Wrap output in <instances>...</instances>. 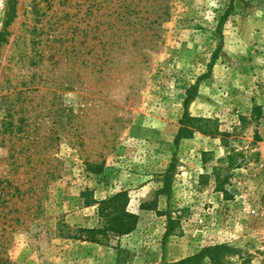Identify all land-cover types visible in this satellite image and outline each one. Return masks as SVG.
<instances>
[{
    "label": "rangeland",
    "instance_id": "rangeland-1",
    "mask_svg": "<svg viewBox=\"0 0 264 264\" xmlns=\"http://www.w3.org/2000/svg\"><path fill=\"white\" fill-rule=\"evenodd\" d=\"M5 29L0 182L47 183L14 264H173L215 246L221 264H264V0H0ZM185 111L221 136L176 146ZM122 191L140 217L130 235L61 236V222L99 227L86 199Z\"/></svg>",
    "mask_w": 264,
    "mask_h": 264
},
{
    "label": "trees",
    "instance_id": "trees-1",
    "mask_svg": "<svg viewBox=\"0 0 264 264\" xmlns=\"http://www.w3.org/2000/svg\"><path fill=\"white\" fill-rule=\"evenodd\" d=\"M15 14L16 12L12 5L8 9L7 20L5 22L6 29L11 25ZM6 29L3 32H0V45L5 42V37L8 33ZM215 57L216 56L214 55L213 60L207 66V73L204 75L205 78L211 74ZM197 89L198 86L195 85L187 90L186 98L184 100L185 108H187L196 98ZM260 114L261 109L257 107L253 111V116L255 117ZM196 133H201L202 135H207L213 138L221 136L219 130L216 127L213 128L211 121L192 117L185 111L182 119L179 121V132L176 136L175 145L179 146L181 141L192 139ZM257 136L259 138L258 134ZM32 163L33 160H30V164ZM84 163L90 172H99L102 169L103 164L102 162H96V164L90 163L89 160H84ZM31 171H33V167ZM25 173L30 174L28 171ZM173 176L174 167L172 166L164 175H162L164 187L159 191V194H164L169 197ZM33 181L34 179L32 178L24 183L21 182L20 179L16 180L14 176H10V178L0 182V264H14L8 255V249L13 235L37 220L42 212V206L47 193V183H36V185H34ZM28 184L30 185L28 186ZM35 187L38 189H35ZM217 188L220 191L223 190L222 183L218 184ZM37 190H39L41 194H39ZM88 192L89 191H86L87 194H82V197L89 195ZM85 203L88 206H97V215L100 220V226L93 228H73L64 222H61L59 223V232L63 238L98 245L104 243L109 244L112 238L120 239L124 236L130 235L138 226L140 217L128 210L129 198L128 193L125 191L103 201L96 202L93 198L90 200L86 199ZM174 224L175 221L172 218L168 220L167 235L170 234ZM220 251L221 249L217 246L205 247L199 254L173 264H203L205 259H208L210 264H221Z\"/></svg>",
    "mask_w": 264,
    "mask_h": 264
}]
</instances>
